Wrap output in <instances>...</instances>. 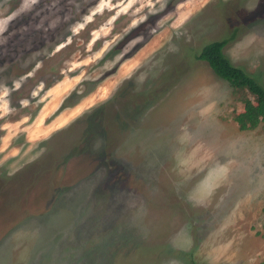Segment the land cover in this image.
<instances>
[{"label":"rangeland","instance_id":"374dc122","mask_svg":"<svg viewBox=\"0 0 264 264\" xmlns=\"http://www.w3.org/2000/svg\"><path fill=\"white\" fill-rule=\"evenodd\" d=\"M264 0H0V264H264Z\"/></svg>","mask_w":264,"mask_h":264},{"label":"trees","instance_id":"16d2710c","mask_svg":"<svg viewBox=\"0 0 264 264\" xmlns=\"http://www.w3.org/2000/svg\"><path fill=\"white\" fill-rule=\"evenodd\" d=\"M231 38L206 45L197 59L207 62L216 75L233 86L235 104L242 109L233 112V120L241 132L264 128V84L244 68L234 65L224 53ZM264 230V225H263ZM264 237V231H263Z\"/></svg>","mask_w":264,"mask_h":264}]
</instances>
